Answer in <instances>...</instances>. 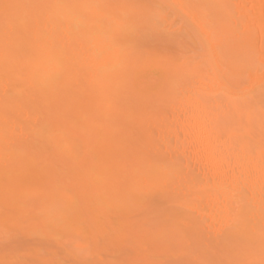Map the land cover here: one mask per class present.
<instances>
[{
  "label": "bare ground",
  "instance_id": "1",
  "mask_svg": "<svg viewBox=\"0 0 264 264\" xmlns=\"http://www.w3.org/2000/svg\"><path fill=\"white\" fill-rule=\"evenodd\" d=\"M5 3L134 4L135 1L0 0V20L3 16L2 5ZM176 3L235 5L237 6L235 8L221 9L222 14L231 19L254 18V23L250 24L252 35L250 39L238 34L230 37L218 31L216 38L206 44L199 40L198 33L193 29L191 36L203 49L202 52H196L193 59L198 57L202 59L180 71L173 68L175 72H171L176 73L177 76L174 77H180V84L168 80L166 82L168 85L156 94L155 99L135 88V75L128 74V69L120 62L121 53L111 49L100 39L99 29L102 22L95 11L90 12L82 21H74L71 28L65 27L62 31H57L53 26H46L44 29L48 34L46 42L51 44L53 40L56 41L54 49L47 47L45 41L35 39L36 29L24 28L18 34L16 42L22 48L31 33L33 43L29 58L36 65L45 63L47 69L52 71L56 65L50 58L59 56L63 59L65 70L55 79L44 75L33 79L22 70L23 57L6 58L3 32L0 28V225L10 210L28 213L36 209L53 220L61 218L68 212L74 218L89 220H95L103 214L105 219L102 226L105 230L118 231L113 228L115 225L112 220L110 228H107V222L111 218L115 216L120 217V220L123 218L120 221L121 225L117 226V229H121L120 227L123 229L129 221L133 222L132 219L129 220L131 216L128 218L129 221L126 220L127 216L134 212H139V215L148 214V209L153 205H159L160 201L159 204H155L156 201L165 197L167 202L171 199L173 202H180L190 198V202L180 203L183 210H187L185 214L189 217V214L193 213L199 221L197 223H200L197 226L201 225L200 228L204 226L207 230L212 227L213 232L217 233L223 231V226L228 220L226 205L234 195L237 199L241 196L245 198L252 215L259 221L261 198L264 193L259 118L256 119L251 136L254 152L249 151L243 143L236 147L234 137L246 135L247 129H232L219 140L215 139L213 129L223 123L218 95L223 91V85L232 82L230 69L234 61L249 55V46L258 52L264 40L259 19L261 0L157 2ZM36 11L39 10L25 8L16 10L22 18ZM184 11L193 15L189 10ZM151 38L147 37L146 42L148 43ZM192 48L191 50H194ZM189 59L185 58V65ZM156 67L158 70L162 69V58L156 60ZM189 69H197L199 76H195ZM218 77L223 79L220 80ZM190 78L193 80L191 86L193 91L181 95L174 102L176 106L171 112H167L161 106L158 107L159 111L156 114L150 115L149 108L156 106L153 104L154 101L165 103L177 98L175 95L178 91L185 90L183 81ZM200 85L207 87L212 94L194 91ZM248 87L253 89L252 101L258 112L260 99L264 94L258 72L253 74ZM117 94L124 99L119 109L109 115L105 112L106 98ZM201 97L204 99L201 100ZM189 109L192 113L191 120L181 119V113ZM139 110L140 113L135 115ZM186 124L195 133V144L190 146L187 152L177 147L178 144H184V137L180 133L185 130ZM192 143L193 137L190 136L189 144ZM160 161L166 162L167 172L174 174L170 193L157 195L148 204L127 201L111 213L106 212V208L116 199L118 190L138 179V173L154 169ZM170 201L168 203L172 202ZM194 222L192 221V224ZM192 224L187 221L183 226L180 225L179 229L187 232ZM173 225L178 227V224ZM177 227L171 228L169 237L179 232ZM156 231L160 236V244L151 255L164 251L163 255L169 251V248L165 251L167 245L165 247L164 239L162 240L166 233L165 228ZM28 238L30 239L27 241L28 244L33 240L40 249L32 242L37 250L32 246L33 251L28 250L27 245L25 252L21 249L25 241L23 239L9 248H5L0 242V261L24 259L34 264L36 261L49 258L50 251L53 253L56 248L55 245L59 247L64 244L66 249V238H62L58 232H42L26 239ZM117 243L120 247H115ZM117 243L115 245L112 243L110 250L125 247L120 241ZM42 244L47 245L46 248L50 250L43 247L44 251L49 252L44 258L41 255ZM130 246H133V251H139L135 254L138 257L141 255L140 259L147 258L143 256L146 253L141 248L134 244ZM60 249L65 251L63 247ZM96 254L99 253L95 252L92 255ZM105 255L102 254L99 258L102 259ZM80 258L79 256V260ZM75 260L77 261L78 257Z\"/></svg>",
  "mask_w": 264,
  "mask_h": 264
},
{
  "label": "snow or ice",
  "instance_id": "2",
  "mask_svg": "<svg viewBox=\"0 0 264 264\" xmlns=\"http://www.w3.org/2000/svg\"><path fill=\"white\" fill-rule=\"evenodd\" d=\"M226 7L235 8V5L218 4H82V3H47V4H8L2 5L3 16L0 20L4 38L5 57H23L22 70L38 79L41 75L51 79L59 77L64 72V61L59 56L51 57L55 63L54 70L49 71L45 63L36 65L30 59L33 37L31 33L21 48L17 45L16 38L22 29H36L35 39L45 41L47 47L55 48L56 41L47 44L46 26H53L57 31L65 27L71 28L74 21L84 20L88 14L95 11L102 22L99 29V37L106 42L111 49L121 53L120 62L132 75L138 74L141 65L155 62L163 58L166 63L174 66L177 71L186 67L183 59L174 54H163L157 47L146 42L147 37L153 39L175 40L181 46L192 43L190 39L193 29L199 35V40L209 44L215 39L217 32L226 33L234 37L237 34L249 39L252 35L250 24L254 18L237 17L231 19L222 14L221 9ZM254 7V6H253ZM34 9L39 10L23 18L16 10ZM154 9V11H143L142 9ZM260 26L264 33V0H261ZM124 10V11H121ZM184 10H189V15ZM197 21L200 23L198 24ZM202 24V27H201ZM179 27H176V26ZM79 26V25H76ZM249 55L237 58L231 69L232 82L223 85V91L218 95L221 102V113L223 123L213 129L216 140L222 139L233 128L247 129V134L234 137L236 147L241 143L254 152L251 136L257 117L260 121V150H261V173L264 177V94L260 99L259 111L257 112L252 101L253 89L249 88V82L255 73H259L261 87L264 88V40H262L258 52L249 46ZM195 76H199L197 69H189ZM222 80L223 77H218ZM193 80L183 81L185 93L191 88ZM124 98L117 94L106 98L105 112L111 114L117 111ZM201 100L204 98L201 97ZM191 109L181 113V119L190 121ZM187 133V134H186ZM180 135L184 137V144L177 145L185 152L195 144V133L186 124L185 130ZM193 137L192 145L189 137ZM67 150V149H66ZM174 180V174L167 172V164L158 162L157 166L147 172L138 173V179L131 184H125L116 193V199L106 208V212L123 206L127 201H140L148 204L152 199L161 194L170 193ZM227 222L222 232H213L208 228V240L206 246L198 245L187 232H179L167 239L169 249L181 251L191 258L175 262V264H264V193L261 198L260 218L257 221L245 198L239 199L233 196L226 205ZM104 215L95 220L85 218H74L68 212L57 220L47 218L44 213L33 209L31 212L22 213L10 210L0 225V242L5 248L16 245L21 239L35 236L42 232H58L62 238H66V250L71 254L85 257L75 262L59 259H44L34 264H170L168 261L145 258L135 261L118 259L93 260L86 258L93 252H102L112 243L120 241L131 243L141 248L146 254L151 255L153 250L160 244V236L156 229L140 222H133L119 231H107L102 226ZM222 245V246H221ZM62 252L64 250H61ZM205 252L221 253L224 259L208 258ZM0 264H33L24 259H13L0 261Z\"/></svg>",
  "mask_w": 264,
  "mask_h": 264
},
{
  "label": "rangeland",
  "instance_id": "3",
  "mask_svg": "<svg viewBox=\"0 0 264 264\" xmlns=\"http://www.w3.org/2000/svg\"><path fill=\"white\" fill-rule=\"evenodd\" d=\"M135 1V5H146V6H148V5H155V4H157V2H158V0H134ZM143 11H154V9H147V8H145V9H142ZM176 27H179L178 25L176 26ZM190 39L192 40V43L191 44H188V45H185V46H181L177 41H175V40H164V39H161V40H159V39H153V38H151L149 41H148V43L149 44H152V45H154L155 47H157L163 54H174V55H176V56H179V57H181L182 58V55H184V58H182L183 59V62H184V60H185V58H190L189 60H188V62L186 63V67H191V66H193L194 65V63L196 62V61H198V60H201L202 58L201 57H198V58H195V59H193V56H195V54H196V52H202V47H200V45L198 44V42L195 40V38L193 37V36H191L190 37ZM193 47V48H192ZM191 48L192 49H194V50H191ZM173 68H175L174 66H172V65H170V64H168V63H166L165 62V60L162 58V69H160V70H158L157 69V67H156V61L155 62H150V63H147V64H144V65H141L140 66V68H139V70H138V74H136L135 75V79H134V85H135V88L137 89V90H141V92H145L146 94H147V96H149V97H151V98H156V94L157 93H159L161 90H163V88H164V86H167L168 85V83H166L168 80H173L174 81V83L176 82L178 85L180 84V77L179 78H177V77H174V76H177L176 75V73H173V72H175V70L173 69ZM171 71H173V72H171ZM128 74H130V73H128ZM174 77V79H172ZM173 83V82H172ZM173 83V84H174ZM176 84V85H177ZM118 84H116V86H117ZM191 91H193V89L192 88H189L188 90H187V92H191ZM194 91H196V92H199V93H201V94H206V95H210V94H212L211 93V90H207V87H204V86H197V89L196 90H194ZM186 92V93H187ZM183 94H185V90L184 91H182V90H179L178 91V94H176L175 95V97H177V98H174L173 100H171V101H169V102H165V103H163V102H160V101H154L153 102V104L154 105H156L155 107H151V108H149V111H151L150 112V115L151 114H156V112L157 111H159L158 110V107H161L162 109H164V110H166L167 112H171L174 108H175V104H174V102H176L177 100H178V98L181 96V95H183ZM165 111V112H166ZM140 113V110L139 111H137L136 113H135V115H138ZM233 129H236V128H233ZM199 179H201V177H199ZM173 195H177V194H173ZM170 196V195H169ZM167 197L168 199L171 197ZM172 198V197H171ZM163 199V198H162ZM161 199V200H162ZM161 200H157L158 201V203H157V201H156V203L155 204H159V201H160V206L159 205H153V206H155V207H153V206H151L149 209H148V214H146V213H143L142 215H139L140 213L139 212H134V213H132L131 215H129V216H127V219L126 220H128V218L131 216V218H129V220L130 219H132V221L133 222H137V220H139L140 221V223H141V225H143L144 224V222L146 221V223H147V225H149V226H151V227H153L154 229H156V230H158V229H160V228H165V236H164V238H162V240L164 239V243H163V245L166 247V245H167V243H166V241H167V239H168V237H169V234H171V228H176L177 226H174L173 225V223L175 224V225H177L178 224V230L177 231H179V232H181L180 230L181 229H179V228H181V226H183V223H185V222H191V224H192V221L194 222L195 220H197V218H195V215L193 214V213H190L189 214V217H188V214L186 215L185 213H187V210H183V208L180 206V203H182L183 201H188V202H190L191 200H190V198H187V199H184V200H180V202H177V201H172V199H171V201L173 202H171L170 200H168V202L170 201L171 203H168L167 202V200L165 199V197H164V201H163V204H162V201ZM164 203H165V205H164ZM170 205V206H169ZM177 205H179L180 207H178ZM163 206V207H162ZM169 206V207H168ZM176 206V207H175ZM153 207V208H152ZM161 207H162V209H161ZM168 207V208H167ZM169 209V210H168ZM164 211V212H163ZM184 211V212H183ZM154 212V213H153ZM157 212V213H156ZM162 212V213H161ZM182 213V214H181ZM159 214V215H158ZM164 214L166 215V216H164ZM193 214V215H192ZM150 215V216H149ZM174 215V216H173ZM178 215V216H177ZM180 215V216H179ZM190 215H191V217H190ZM135 216V217H134ZM159 216V217H158ZM181 216H182V218H181ZM186 216V217H185ZM113 217V216H112ZM177 217V218H176ZM178 217L180 218V219H178ZM187 217H188V219H187ZM160 218V219H159ZM166 218V219H165ZM118 219V220H117ZM123 219V218H122ZM121 219V220H122ZM141 219V220H140ZM151 219V220H150ZM164 219V220H163ZM111 220L113 221V223H114V225L116 226V228H115V226H113V228L114 229H116V230H120V229H117L119 226L118 225H121V220H120V217H114L113 219L111 218L110 219V221L109 222H107V228L109 229L110 227V224H112V222H111ZM116 220V221H115ZM126 220H124V221H126ZM128 220V221H129ZM142 220H144L143 222H142ZM177 220V221H176ZM180 220L182 221L183 220V222H180ZM116 223H115V222ZM119 223H118V222ZM128 221H126V222H128ZM138 221V222H139ZM161 221V222H160ZM164 221V222H163ZM178 221H179V223H178ZM133 222H131L130 223V221L126 224V226H128V224L130 225V224H132ZM168 222V223H167ZM197 222H199L198 220L196 221V222H194L193 224H192V226H191V228L189 229V230H187V233L188 234H190L192 237H193V240L194 241H196V243L198 244V245H200V246H206V244H207V240H208V231H207V229L206 228H204V226L202 227V228H200V226H197V225H199L200 223H197ZM124 223V222H123ZM143 223V224H142ZM157 223V224H156ZM159 223V224H158ZM117 224V225H116ZM195 224V225H194ZM124 225V224H123ZM157 227H156V226ZM168 225V226H167ZM181 225V226H180ZM193 225H194V229L192 228L193 227ZM111 226V227H112ZM118 226V227H117ZM125 226V227H126ZM170 226V227H169ZM173 226V227H172ZM197 227H199L198 229H195V228H197ZM121 229H122V227H120ZM158 228V229H157ZM111 230H113V229H111ZM167 230V231H166ZM193 230V231H192ZM109 231H110V229H109ZM114 231V230H113ZM197 231V232H196ZM111 232V231H110ZM178 232V233H179ZM191 232V233H190ZM177 232H176V234H178ZM167 234V235H166ZM175 234V235H176ZM167 237V238H166ZM195 237V238H194ZM27 238V237H26ZM24 239L23 238V240H25V241H23L22 239H21V242L23 241V244L25 245H21V249H24V251L26 250V246H27V249L29 250V249H31V246H32V248L34 249V248H36V246H37V244L33 241V240H31L32 242H34V244H36V246H33L31 243H29L28 244V242H29V238L28 239ZM198 238V239H197ZM200 238H203V240H201ZM28 241V242H27ZM118 242V241H117ZM117 242H114L113 244L115 245V243H117ZM199 242V243H198ZM201 242V243H200ZM26 243V244H25ZM1 244H2V242H1ZM53 244H56V243H54L53 242ZM120 244H123V246L125 245V247H121V249L119 250V248L116 250H114V248H113V250H110V246L109 247H107V248H105L106 250L107 249H109V251H107L106 252V250H104L103 252H101V254H100V252H99V254H96L95 256H98V258L100 257H102L101 255L103 254V255H105V256H103V258L104 259H118V260H122V261H124V260H127V261H132V260H137V259H139L140 260V257H141V255L138 257V256H136V254H138V252H136L135 250L133 251V246L131 247L130 245H132L131 243H120ZM128 244V245H127ZM29 245H30V248H29ZM41 245V244H40ZM64 245V244H63ZM59 246V247H57V245H55L56 246V248L54 249L53 247L54 246H52V249H54L53 250V253H51L52 251H50L49 249H47L46 247H47V245L45 246V245H43L42 244V247H41V249L43 250V254L40 252L41 250H39L40 249V247L39 246H37V248H39L38 249V251L41 253V255L43 256V258H44V256L45 255H49V252H46V251H44V249L46 250H48V251H50V255L48 256L49 258H47V259H52V257L54 256V255H56L55 253H57L58 254V256H59V258H58V256H57V258L58 259H62V260H69L70 262H75L76 260V258L78 257V260H79V256H77V255H75L74 256V254H71L70 252H68V251H66V249H65V247L64 246ZM117 245H119V243H117ZM115 246V247H120V245L119 246ZM23 246H24V248H23ZM222 246V245H221ZM43 247H44V249H43ZM63 247V249H65V251H61L62 249H60V248H62ZM37 248L35 249V250H37ZM49 248H51V246L49 245ZM59 248V249H58ZM123 248V249H122ZM129 248H131V249H129ZM56 249H58V250H56ZM168 249V246L166 247V249H165V251ZM28 250H27V254H28ZM32 250V249H31ZM30 250V251H31ZM63 253H61L60 251ZM140 250V249H139ZM22 251V250H21ZM33 251V250H32ZM31 251V252H32ZM141 251V250H140ZM171 251V252H170ZM26 252V251H25ZM24 252V254H26ZM36 252V251H35ZM59 252V253H58ZM110 252V253H109ZM164 251H162L161 253H154L153 255H148L147 254V256H146V254H144L143 255V253H142V255L143 256H145V257H147V258H151V259H158V260H162V261H168V262H170V264H175V262H178V261H182V260H186V259H189V258H191V257H189V256H186V255H184V254H182V252L181 251H177V250H172V249H169V251L167 250L163 255H162V253H163ZM23 253V252H22ZM30 253V252H29ZM61 253V254H60ZM65 253V254H64ZM66 253H67V255H66ZM95 252H93V254H94ZM136 253V254H135ZM171 253V254H170ZM173 253H175V254H173ZM179 253H180V256H179ZM54 254V255H53ZM73 255V257H71V255ZM205 254L206 255H208V258H212V259H224V258H226V256L224 255V254H221V253H216V252H212V253H208V252H205ZM52 255V256H51ZM62 255H64L65 257H63ZM68 255H70V256H68ZM135 255V256H134ZM155 255V256H154ZM182 255V256H181ZM56 256H54V259H57V258H55ZM67 256V257H66ZM91 256H93V255H91ZM91 256H89V258L91 259H94L93 257H95V256H93V257H91ZM143 256H142V258H143ZM172 256V257H171ZM178 256V257H177ZM46 257V256H45ZM70 257V259H68ZM136 257V259H133V258H135ZM155 257V258H154ZM82 258V257H81ZM80 258V259H81ZM87 258V257H86ZM98 258H96L95 257V259L94 260H100V258L98 259ZM102 258V259H103ZM132 259V260H131ZM74 260V261H73ZM77 260V261H78Z\"/></svg>",
  "mask_w": 264,
  "mask_h": 264
}]
</instances>
